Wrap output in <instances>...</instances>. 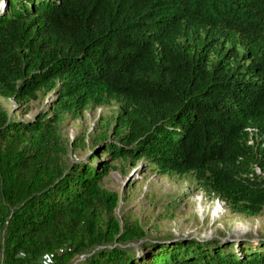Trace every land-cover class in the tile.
Masks as SVG:
<instances>
[{
  "label": "trees",
  "instance_id": "16d2710c",
  "mask_svg": "<svg viewBox=\"0 0 264 264\" xmlns=\"http://www.w3.org/2000/svg\"><path fill=\"white\" fill-rule=\"evenodd\" d=\"M2 1L0 93L19 104L51 91L57 112L116 98L119 128L65 163L46 116L0 110V264H41L51 252L52 264H264V237H152L121 225L96 154L192 173L232 211L263 214L264 0Z\"/></svg>",
  "mask_w": 264,
  "mask_h": 264
},
{
  "label": "rangeland",
  "instance_id": "374dc122",
  "mask_svg": "<svg viewBox=\"0 0 264 264\" xmlns=\"http://www.w3.org/2000/svg\"><path fill=\"white\" fill-rule=\"evenodd\" d=\"M2 3L1 0L0 8ZM58 104L59 100L51 91L39 92L35 99L19 104L0 93V110L23 121H33L44 115L58 128L67 145V153L62 157L65 163L93 153L95 149L89 151L88 147L95 141L116 140L118 99H99L74 111L57 112L54 107ZM103 150L97 148L96 154L109 169L100 185L118 195L109 216L121 225L124 222L135 225L152 237L218 238L225 243L254 242L264 237V212L246 216L232 211L213 195L202 178L192 173L179 177L158 173L143 159L101 157ZM217 205L220 206L215 212ZM106 219L105 214L95 219L94 229H104ZM85 257L80 256L69 264H79Z\"/></svg>",
  "mask_w": 264,
  "mask_h": 264
},
{
  "label": "built area",
  "instance_id": "2783aa9c",
  "mask_svg": "<svg viewBox=\"0 0 264 264\" xmlns=\"http://www.w3.org/2000/svg\"><path fill=\"white\" fill-rule=\"evenodd\" d=\"M58 252H62V250H59ZM56 256V253H46L41 257V264H52L53 260Z\"/></svg>",
  "mask_w": 264,
  "mask_h": 264
},
{
  "label": "bare ground",
  "instance_id": "6f19581e",
  "mask_svg": "<svg viewBox=\"0 0 264 264\" xmlns=\"http://www.w3.org/2000/svg\"><path fill=\"white\" fill-rule=\"evenodd\" d=\"M220 205H221V204H220ZM220 205H217L215 212L218 211V207H219Z\"/></svg>",
  "mask_w": 264,
  "mask_h": 264
}]
</instances>
